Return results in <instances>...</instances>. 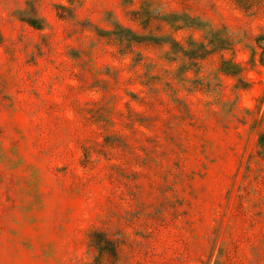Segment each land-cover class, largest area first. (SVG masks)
Segmentation results:
<instances>
[{"label": "rangeland", "instance_id": "obj_1", "mask_svg": "<svg viewBox=\"0 0 264 264\" xmlns=\"http://www.w3.org/2000/svg\"><path fill=\"white\" fill-rule=\"evenodd\" d=\"M0 264H264V0H0Z\"/></svg>", "mask_w": 264, "mask_h": 264}]
</instances>
